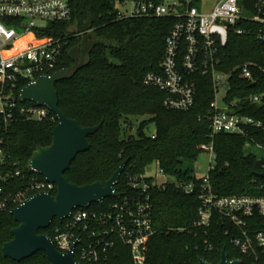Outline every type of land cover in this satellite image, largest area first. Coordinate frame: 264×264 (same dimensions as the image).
Masks as SVG:
<instances>
[{"label": "trees", "instance_id": "trees-1", "mask_svg": "<svg viewBox=\"0 0 264 264\" xmlns=\"http://www.w3.org/2000/svg\"><path fill=\"white\" fill-rule=\"evenodd\" d=\"M256 1L246 0L244 8L256 13L252 5ZM114 5L115 0H70L68 20L51 22L48 28L37 32L38 36L61 41L64 48L57 70L77 68L72 78L56 83L59 108L81 127L101 124L88 137L90 149L79 153L70 163L64 173L66 180L77 186L98 181L104 184L128 160L115 186L124 196L129 194L125 174H146L147 168L156 164L178 183L193 182L195 190L187 194L170 186L151 191L155 234L148 244L147 264H198L200 259L217 264L223 248L230 260L237 258L241 264H251L254 259L231 243L230 233L226 232L230 223L219 216L214 217L207 234L199 229L187 230L198 216L202 179L183 165L195 161L207 152L203 147L211 144L215 159L208 182L215 194L264 196V177L257 175L264 173V158L245 152L248 141L264 144V134L254 130L249 137L212 133L208 116L214 96L208 76L200 79L195 104L189 111L166 109L165 94L146 86L143 78L158 71L173 19H118ZM261 16L264 18V13ZM239 29L243 30L241 34L237 33ZM262 33V23L238 22L230 29L225 46L220 48L218 68L230 74L229 90L224 96L230 111L264 120V41L258 38ZM71 49L78 54L77 64L68 56ZM89 49L90 63L81 67ZM244 65L250 68L249 79L240 76ZM254 96H260L261 100L251 102ZM139 117L147 119L140 122L136 136L130 135L131 124ZM56 124V117L54 121L14 117L1 128L2 199L25 189L26 178L33 175L28 160L37 147L51 144ZM150 124L155 126L152 134L145 131ZM16 171L21 175L14 176ZM110 201L115 199H106L104 205ZM16 206L9 203L5 210H0V264H51L43 251L21 262L3 257L2 246L12 239L11 230L17 226L10 214ZM101 207L99 203L91 205ZM54 224L56 220L39 233L50 237ZM252 227L264 228V218L256 219ZM205 241L211 250L206 249ZM104 264H132L128 249L118 244ZM257 264H264V256H260Z\"/></svg>", "mask_w": 264, "mask_h": 264}, {"label": "built area", "instance_id": "built-area-1", "mask_svg": "<svg viewBox=\"0 0 264 264\" xmlns=\"http://www.w3.org/2000/svg\"><path fill=\"white\" fill-rule=\"evenodd\" d=\"M198 1L115 0L118 19H173L158 71L147 73L143 83L165 94L166 109L186 112L195 104L200 79L208 76L214 96L208 116L212 133L249 137V132L254 130L264 134V120L231 112L224 96H219L222 90L228 92L230 74L218 68L220 48L225 46L230 29L240 21L264 24L261 16L264 0L252 4L256 13L244 8L246 0H218L208 12L199 10ZM70 16V0H0V131L14 117L28 121L55 120L56 116L46 106L22 101L20 92L28 83L57 70L64 48L61 41L38 36L37 32L48 28L51 22L66 21ZM242 32L237 30L239 34ZM258 38L264 41V33ZM240 76L252 77L248 65L241 67ZM260 100V96L250 98L251 102ZM219 101L225 106L220 107ZM247 143L264 150L260 142ZM203 148L215 159L211 144ZM30 172L33 175L26 178L23 191L5 199L0 195V210H5L9 203L19 206L30 194L56 192L55 184ZM160 172L166 177L162 183L147 174L126 173L129 194L110 197L115 201L104 205L106 198L99 203L101 208H91V205L76 208L67 218L56 220L49 237L56 249L60 253H72L76 264H104L116 246L122 244L128 249L132 264H147L148 244L155 234L151 191L170 186L187 194L195 190L193 182L178 183L162 169ZM13 175L20 176L21 172ZM208 181L209 171L200 186L197 219L187 230L199 229L207 234L214 217L219 216L230 223L226 232L230 233L231 243L254 259L251 264H257L260 256H264V228L252 225L256 219L264 218V196H219ZM114 192L118 193L116 189ZM204 243L206 249H212L207 241Z\"/></svg>", "mask_w": 264, "mask_h": 264}, {"label": "water", "instance_id": "water-1", "mask_svg": "<svg viewBox=\"0 0 264 264\" xmlns=\"http://www.w3.org/2000/svg\"><path fill=\"white\" fill-rule=\"evenodd\" d=\"M92 49V48H91ZM91 49L87 51L81 67L90 63ZM69 58L78 63L75 49L68 53ZM77 68H61L50 75L40 76L37 81L22 88L20 99L31 101L37 105L46 106L57 118V124L52 130V142L48 146H39L28 160V169L55 184L56 193H37L19 206L12 209L17 226L11 230L13 239L2 246L5 258L20 262L31 257L38 251H43L51 264H76L72 253H60L51 239L39 231L46 229L54 221L67 218L76 208H87L93 203H102L106 198H119L114 192L120 176L128 160H124L109 180L104 184L100 181L77 186L66 180L64 173L70 163L79 153L90 149L88 137L95 134L101 124L92 127H81L77 120L68 118L59 108L56 83L72 78ZM264 177V173L257 174ZM3 175L0 173V182ZM0 188V195H1ZM198 264H212L200 259ZM217 264H241V260L229 259L225 249L221 250L220 261Z\"/></svg>", "mask_w": 264, "mask_h": 264}, {"label": "rangeland", "instance_id": "rangeland-1", "mask_svg": "<svg viewBox=\"0 0 264 264\" xmlns=\"http://www.w3.org/2000/svg\"><path fill=\"white\" fill-rule=\"evenodd\" d=\"M217 2H218V0H199L197 6H198L200 11L208 12L214 7V5ZM225 94H226V90H222L219 93V96L222 97V96H225ZM219 104H220V107L225 106L222 101H219ZM145 119H147V118L146 117H139V118L134 119L133 124H131V129H130L129 134L136 136L137 135V129L139 127L140 122L145 120ZM145 131L148 134L154 133L155 126L153 124H150L145 129ZM245 152L250 153V154H254L259 159L264 158V150H262L261 148H259L255 144L247 143L245 146ZM210 166H212V167L214 166V159L211 157L210 152H203L198 156V158L195 161L184 163L183 168L184 169H190L191 171H193V173L198 178L203 179L208 174ZM146 174L148 176L153 177L156 182L162 183V181H166V177L161 175L160 169L156 164L148 167L146 170ZM107 199H110V198H107Z\"/></svg>", "mask_w": 264, "mask_h": 264}, {"label": "flooded vegetation", "instance_id": "flooded-vegetation-1", "mask_svg": "<svg viewBox=\"0 0 264 264\" xmlns=\"http://www.w3.org/2000/svg\"><path fill=\"white\" fill-rule=\"evenodd\" d=\"M40 234H41V233H40ZM44 235H45V234H44ZM48 237H49V236H48ZM12 239H13V237H12ZM12 239H11V240H12ZM11 240H10V241H11ZM8 242H9V241H8ZM5 243H6V242H5ZM3 257H4V256H3ZM8 259H9V258H8ZM10 260H11V259H10ZM12 261H13V260H12ZM15 262H16V261H15ZM20 262H21V261H20Z\"/></svg>", "mask_w": 264, "mask_h": 264}]
</instances>
